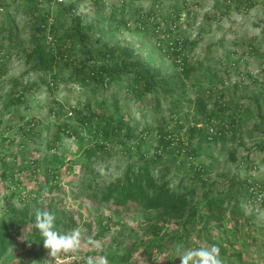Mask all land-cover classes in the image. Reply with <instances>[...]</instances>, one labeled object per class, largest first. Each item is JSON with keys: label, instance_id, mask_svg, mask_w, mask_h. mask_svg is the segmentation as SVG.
I'll list each match as a JSON object with an SVG mask.
<instances>
[{"label": "trees", "instance_id": "obj_1", "mask_svg": "<svg viewBox=\"0 0 264 264\" xmlns=\"http://www.w3.org/2000/svg\"><path fill=\"white\" fill-rule=\"evenodd\" d=\"M82 1L0 0V79L16 57L35 75L15 79L0 94V264H84L98 254L110 264H181L176 244L218 245L224 264H264V224L256 221L264 210V157H254L264 141L251 149L246 141L264 138V117L248 122V103L260 109L261 102L238 93L246 77L259 81L241 61L261 57L263 66L260 37L237 35L226 53L214 51L215 43L195 60L203 25L194 39L184 35L185 7L192 12L186 0H175L167 14L159 12L166 0L147 9L92 0L90 20L77 11ZM220 2V12L204 14L205 27L232 7L249 10L260 0ZM124 29L143 31L175 68L124 43L117 35ZM261 34L264 40V26ZM74 87L81 91L76 105L58 98ZM39 92L47 95L39 101L49 110L44 124L31 103ZM132 106L152 120L139 122ZM219 144L228 145L225 161L239 170L223 181L202 152ZM242 148L248 152L240 156ZM119 154L123 171L101 185L97 163L108 168ZM176 161L182 176L175 186L169 173ZM36 209L54 213L60 232L80 227L85 238L101 240L103 252L83 247L78 258L52 260L34 226ZM131 212V224L121 220Z\"/></svg>", "mask_w": 264, "mask_h": 264}, {"label": "rangeland", "instance_id": "obj_2", "mask_svg": "<svg viewBox=\"0 0 264 264\" xmlns=\"http://www.w3.org/2000/svg\"><path fill=\"white\" fill-rule=\"evenodd\" d=\"M154 0H103L106 4L110 5H116L120 6L125 3H129L132 8L136 7H142L144 9H147L150 4ZM175 0H166L165 6L160 8V11L162 14L168 13V6L172 4ZM181 2L182 0H177ZM189 4L188 7L192 10L191 14L188 15L187 7H185V10L183 12V16L181 21L184 23L183 31L184 35L189 37L190 39H194L199 32L200 26L202 27V37L203 39L200 41L199 45L195 48V51L193 52V58L196 60H200L204 57L205 52L207 51L208 47L210 45L215 44L212 46V49L215 51L216 49L220 48L218 51L221 53V51L226 53V51L230 48H232L230 41L237 35L243 36V35H257L260 37V40H258V44L261 46L262 50L264 51V40L262 39V27L264 26V0H260L259 3L256 4L255 7L245 10L244 8L238 9L235 7H232L228 14H226L221 19H216L208 23H206V27L204 26V14L213 10L214 8H217V12L221 11V2L220 4H217V0H186ZM200 3L197 5L196 3ZM94 3L92 0H84L80 3L79 8L77 9L78 13L83 14L85 17H87L88 20L93 18L94 14L92 13V10L94 9ZM188 16L190 18H188ZM196 16L195 21H190L191 17ZM23 13H20L19 15V21L21 23V26H25V20H24ZM261 20L260 25H257ZM190 22V23H189ZM24 38H27V32H23ZM118 37L124 42L128 43L134 47L142 49V51L147 53H154L156 57V61L161 63L162 65H165L169 67L170 69L175 68V66H172L171 60L168 56H164L157 47H155L154 41L146 35L143 31H128L123 30L119 34H117ZM223 46V47H222ZM238 59V57H237ZM261 61L263 62V59L261 57H250L248 63H244L241 61V65L244 66L242 68L243 72L250 70L251 75L258 76L259 81L256 84H249L251 83L250 77H246L245 82L248 83V86L243 87L242 90H239L240 94H245L247 97H254L260 100L261 107L260 109L257 108V106L250 102L248 103V110L246 111V119H248V122H256L259 121L261 116L264 117V77L262 69H264V64L261 66ZM34 78L35 75L31 73L29 64L26 63L25 59L20 58H12L11 62L9 63L8 67V73L3 78L0 79V94H5L10 89L12 81L18 78ZM257 77V78H258ZM80 89L78 87H74V89H64L59 92L57 95L58 98L62 99L63 102L67 105L73 104L76 105L78 98L80 97ZM238 95V96H239ZM46 92H39L36 96L33 102H31L33 105H35V113L38 115L39 119L43 121V124L47 123V115H48V108L47 106H43L42 104H39V101L46 99ZM237 95H234L233 93L230 94V97L232 99H237ZM40 105V106H39ZM136 112L137 119L139 122H145V120L149 123L152 118L153 114L151 112H148L145 118L143 116V112L140 111V109L137 106H132L130 108V111ZM132 112V113H133ZM146 122V123H147ZM43 135L46 133L47 129L42 125ZM45 136V135H44ZM44 136L37 139L39 142V147L43 149V143H44ZM154 135L152 134V137ZM184 137V136H183ZM157 140L153 138L152 140H148L147 145L150 149L148 157L151 159L153 156V152L155 150V143ZM247 148L251 149L254 146L260 147L262 145V142L264 141V138L257 137L256 139L247 138ZM257 145V146H256ZM67 148H73L74 143L68 141L66 144ZM227 148L228 145H215L211 148H203L202 152L204 155V161L208 166H212L215 169H218L221 174L217 176V179L220 181H223L227 179L229 176L233 175L234 173H238V167L237 166H231L227 161H225L227 157ZM248 152V149L242 148L240 150V156L245 155ZM43 153V152H41ZM212 156L216 157V159H219L220 163L214 165L215 162ZM256 159H260L264 157V152H259L256 155H254ZM125 158L119 154L115 155L113 158L110 159V166L107 168L105 162H98L96 165V168L100 171V174L98 176L101 185L107 184L111 179H113L115 176L119 175L123 171V161ZM163 165H160L162 167ZM179 166V162H174L171 164V171L169 173V177L176 186V184L179 183L181 174L179 169L177 168ZM261 173H264V164L259 168ZM217 170V171H218ZM243 174V171L241 172ZM73 183H70L67 185V189L70 190L73 188L72 184L76 183V179L73 180ZM78 183V182H77ZM34 182L31 181L28 183L29 187L33 185ZM5 200V199H4ZM17 203V202H14ZM1 205L5 204V201L1 200ZM104 213H106V210L101 208ZM134 212H131L129 214L120 215L121 220L128 221L130 224L132 223V220L135 219V215H133ZM259 223L264 224V210L260 209L257 211V220ZM261 226V225H258ZM85 249V248H84ZM32 263V262H30ZM26 264H29V262H26ZM32 264H35L33 262Z\"/></svg>", "mask_w": 264, "mask_h": 264}, {"label": "clouds", "instance_id": "obj_3", "mask_svg": "<svg viewBox=\"0 0 264 264\" xmlns=\"http://www.w3.org/2000/svg\"><path fill=\"white\" fill-rule=\"evenodd\" d=\"M34 226L39 231L43 239V246L49 250L52 260L78 258L83 247H89L97 253L103 252V242L91 236L85 238L80 227L68 232L58 231L56 216L49 211L36 209ZM174 248L176 257H179L181 264H224L220 248L215 244L189 248L176 244ZM84 264H110V262L106 254H98L86 256Z\"/></svg>", "mask_w": 264, "mask_h": 264}]
</instances>
